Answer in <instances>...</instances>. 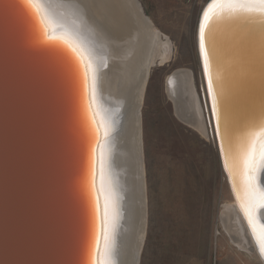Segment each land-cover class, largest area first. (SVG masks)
Returning <instances> with one entry per match:
<instances>
[{"label":"water","instance_id":"water-1","mask_svg":"<svg viewBox=\"0 0 264 264\" xmlns=\"http://www.w3.org/2000/svg\"><path fill=\"white\" fill-rule=\"evenodd\" d=\"M217 2L211 0L207 10ZM130 3L154 28L140 1ZM241 3L256 0H228L213 10L203 46L199 22L198 51L206 87L211 81L214 88L213 125L229 170L226 146L237 137L246 140L242 152L251 159L247 166L242 162L243 178L244 183L249 178L250 191L244 203L259 234L257 226L264 233V15L245 11ZM73 53L50 38L28 0H0V264H90L95 251L89 182L93 153L103 138L89 131L87 78Z\"/></svg>","mask_w":264,"mask_h":264},{"label":"bare ground","instance_id":"bare-ground-1","mask_svg":"<svg viewBox=\"0 0 264 264\" xmlns=\"http://www.w3.org/2000/svg\"><path fill=\"white\" fill-rule=\"evenodd\" d=\"M227 2L219 0L208 10L209 3L204 8L199 20L203 21V41L213 10ZM30 5L50 38L78 53L73 55L79 58L87 78L88 128L91 134L98 135L99 141L103 138L93 153L89 182L97 223L90 264H139L147 229L141 107L150 69L158 61L161 65L170 61L171 42L164 41L161 33L147 25L130 0H31ZM262 55L264 57V52ZM202 57L209 78L207 57L205 54ZM166 88L177 117L185 125L206 137L211 125L215 135L210 108L211 102L216 113L213 85L210 87L208 82L207 88L205 82V108L191 71L174 73ZM215 139L233 197L232 203L222 211V226L234 246L256 254L264 264L261 250L264 233L258 226L259 234L253 232L240 207L239 193L244 197L249 194L244 187L241 159L245 139L237 137L231 147L226 146L230 170L216 135ZM232 170L238 194L232 183ZM260 187L264 192V177Z\"/></svg>","mask_w":264,"mask_h":264},{"label":"rangeland","instance_id":"rangeland-1","mask_svg":"<svg viewBox=\"0 0 264 264\" xmlns=\"http://www.w3.org/2000/svg\"><path fill=\"white\" fill-rule=\"evenodd\" d=\"M139 1L172 50L169 62L150 69L141 107L147 229L139 264H221L223 257L228 264H263L234 246L222 226L233 197L211 125L209 137L185 125L166 88L170 76L189 70L205 103L197 30L211 0L205 6L197 0Z\"/></svg>","mask_w":264,"mask_h":264},{"label":"snow or ice","instance_id":"snow-or-ice-1","mask_svg":"<svg viewBox=\"0 0 264 264\" xmlns=\"http://www.w3.org/2000/svg\"><path fill=\"white\" fill-rule=\"evenodd\" d=\"M28 2L31 3V0H28ZM238 6L241 7L242 9H244L245 11H248V12H254V11L259 10V12L262 15H264V0H256L255 4L241 3ZM205 19H207V13H205ZM201 46H203V29H201ZM72 51L78 55V53L75 52V49H72ZM209 86L211 87V81H209ZM262 130H264V129H262ZM242 159H243L245 166H247V164L249 163V161L251 159L250 154L247 150H245L242 153ZM244 187H245L246 191H250V180L248 177H245ZM244 200H245V197L242 196L241 197L242 207H244L245 215L247 216L249 224L252 225L253 232L255 233L256 232V225L253 224V218H252L250 206L247 203H244ZM262 227H264V226H262ZM261 250L264 251V243L261 244Z\"/></svg>","mask_w":264,"mask_h":264},{"label":"built area","instance_id":"built-area-1","mask_svg":"<svg viewBox=\"0 0 264 264\" xmlns=\"http://www.w3.org/2000/svg\"><path fill=\"white\" fill-rule=\"evenodd\" d=\"M190 2H192V0H190ZM209 2L208 0H197V5L198 6H205L207 3ZM243 264H245V263H243Z\"/></svg>","mask_w":264,"mask_h":264},{"label":"crops","instance_id":"crops-1","mask_svg":"<svg viewBox=\"0 0 264 264\" xmlns=\"http://www.w3.org/2000/svg\"><path fill=\"white\" fill-rule=\"evenodd\" d=\"M221 264H228L227 260L223 257Z\"/></svg>","mask_w":264,"mask_h":264}]
</instances>
